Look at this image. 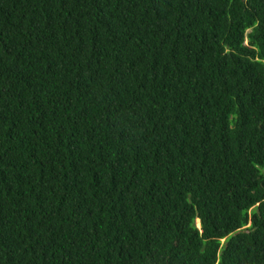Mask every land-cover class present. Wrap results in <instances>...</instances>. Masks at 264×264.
<instances>
[{"label": "trees", "instance_id": "obj_1", "mask_svg": "<svg viewBox=\"0 0 264 264\" xmlns=\"http://www.w3.org/2000/svg\"><path fill=\"white\" fill-rule=\"evenodd\" d=\"M0 264H264V0H0Z\"/></svg>", "mask_w": 264, "mask_h": 264}]
</instances>
